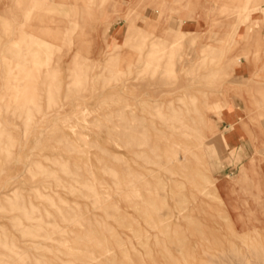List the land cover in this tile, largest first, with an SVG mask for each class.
Here are the masks:
<instances>
[{
	"label": "rangeland",
	"instance_id": "1",
	"mask_svg": "<svg viewBox=\"0 0 264 264\" xmlns=\"http://www.w3.org/2000/svg\"><path fill=\"white\" fill-rule=\"evenodd\" d=\"M127 236L111 264H264V0H0V264Z\"/></svg>",
	"mask_w": 264,
	"mask_h": 264
},
{
	"label": "bare ground",
	"instance_id": "2",
	"mask_svg": "<svg viewBox=\"0 0 264 264\" xmlns=\"http://www.w3.org/2000/svg\"><path fill=\"white\" fill-rule=\"evenodd\" d=\"M176 128L179 127H170L173 132L177 130ZM156 178L157 177H153V179L155 180ZM172 179H175V177H171V180ZM106 182L108 186L107 189L103 191L88 189L85 191V194L87 200L93 205V209L95 210L94 213H96L97 215H102L101 223H105L108 225L112 224L111 232H115V227L123 226V224H117V222H115L117 216H124L128 219V177L121 180L118 175H110V177H108V181ZM160 187V184L156 182L155 184L147 188L145 190V193L151 195L160 194ZM121 189H123L124 191L122 192ZM78 217H80V214L78 215ZM72 218L78 219L75 216H72ZM79 219H81V217ZM105 245V240H95V244L93 245V247H98L99 249L98 258L96 260L97 262H99L100 264L101 262H103V264H111L113 261H109V258H111L112 256L113 258L114 256H119L123 263L128 262V236L127 243L115 244V246L111 250H109ZM118 253H120V255ZM67 256H69V254H67Z\"/></svg>",
	"mask_w": 264,
	"mask_h": 264
}]
</instances>
